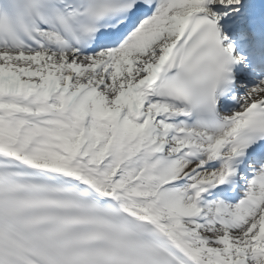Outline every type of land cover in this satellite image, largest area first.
Here are the masks:
<instances>
[{
	"label": "snow or ice",
	"instance_id": "obj_1",
	"mask_svg": "<svg viewBox=\"0 0 264 264\" xmlns=\"http://www.w3.org/2000/svg\"><path fill=\"white\" fill-rule=\"evenodd\" d=\"M0 264H264V0H0Z\"/></svg>",
	"mask_w": 264,
	"mask_h": 264
}]
</instances>
